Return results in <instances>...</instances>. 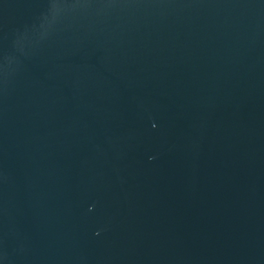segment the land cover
Listing matches in <instances>:
<instances>
[{"label": "water", "instance_id": "1", "mask_svg": "<svg viewBox=\"0 0 264 264\" xmlns=\"http://www.w3.org/2000/svg\"><path fill=\"white\" fill-rule=\"evenodd\" d=\"M0 264H264V0H0Z\"/></svg>", "mask_w": 264, "mask_h": 264}]
</instances>
